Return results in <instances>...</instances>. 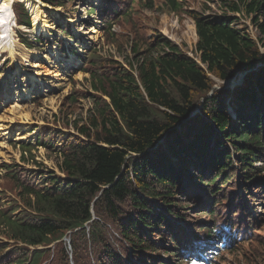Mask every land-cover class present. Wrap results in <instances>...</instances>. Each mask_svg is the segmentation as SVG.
Wrapping results in <instances>:
<instances>
[{
    "label": "trees",
    "instance_id": "trees-1",
    "mask_svg": "<svg viewBox=\"0 0 264 264\" xmlns=\"http://www.w3.org/2000/svg\"><path fill=\"white\" fill-rule=\"evenodd\" d=\"M220 1L221 15L187 12L198 38L194 57L158 34L117 35L105 14L107 40L123 61L92 50L88 114L71 122L73 133H39L37 145L59 151L63 176L43 173L40 165L20 178L4 166L24 206L12 203L9 213L0 208L4 234L28 247L68 237L70 252L62 248L59 264H186V256L204 250L222 246L234 253L240 241L264 243L255 234L264 210H251L264 198V0ZM165 2L174 12L181 8L176 0ZM15 5L22 9L16 3L14 11ZM227 13L252 15L259 37L242 33ZM15 14L19 25L30 27L26 12ZM19 39L34 45L22 33ZM244 70L239 84L213 89ZM56 137L63 138L58 145ZM227 190L229 201L217 199ZM225 204L223 215L215 207ZM43 249L34 248L26 260L20 251L1 264H37ZM258 258L264 264V253Z\"/></svg>",
    "mask_w": 264,
    "mask_h": 264
},
{
    "label": "rangeland",
    "instance_id": "rangeland-1",
    "mask_svg": "<svg viewBox=\"0 0 264 264\" xmlns=\"http://www.w3.org/2000/svg\"><path fill=\"white\" fill-rule=\"evenodd\" d=\"M41 2L47 5L45 0H41ZM176 2L181 4L178 12L171 10L165 0H152L153 5L150 8L146 5L147 2L142 1L63 0V4L59 7L60 12L57 14L46 13L48 24L52 27L48 31L52 37L51 41L43 32L33 31L29 9L20 3L22 9L19 10V7L15 5V11L18 12L19 17H24L22 13L26 12L31 24L30 28L24 25L14 27L15 37L19 38L20 33H23L27 35L28 39L37 38L34 40L33 48H27L36 50L39 55L33 59L32 56L26 55V49L19 47L13 58L9 53L0 58V208L9 213L12 207L7 208L8 205L15 203L14 207H19V210L24 209L17 195L14 180L10 176L12 172L5 171V165H12L17 171L15 175L20 178H27L29 171L36 170L40 165L42 168L39 169H43V173L54 172L55 175L62 176L56 166L59 160V151L56 148L48 149L37 145L36 139L41 131L45 133L50 129H56L65 134L73 133L75 130L71 122L76 119L75 117H86L88 114L92 102L90 97L84 96V94L93 93L89 86L87 64L88 56L92 50H95L97 54L112 55L114 59L123 61L116 43L107 40V31L103 26L105 14L112 18L111 29L117 35L127 34L131 37L133 30H137L145 38L158 34L177 45L189 56L198 55L195 51L197 40L194 39L189 28L190 25H194V21L187 12L196 10L205 15H220L224 12V7L220 0H176ZM127 9H131V12H127ZM118 11L119 13H117ZM113 12L115 14H112ZM126 13L129 16L127 20L122 17ZM226 16L235 17L232 19V24L242 33H246L253 40L259 37L257 27L252 22V15L246 17L227 13ZM50 42L53 43V49L50 46L47 48ZM19 43L21 44L20 41ZM24 47L26 48V46ZM71 48L75 49L80 56L74 55L72 53L74 50H70ZM50 49L58 51L60 58L56 59ZM124 54H129L126 45ZM70 55L79 60L80 64L75 65L73 62L64 64L63 59L69 58ZM23 57L27 61H24ZM35 65L38 68L34 67ZM38 65L46 66L49 73L40 74L42 67ZM30 74L35 75L36 81H31ZM223 84V81H216L213 89H219ZM16 100L18 103H15ZM20 107L28 113V117L18 112ZM84 122L85 119H82L79 124ZM53 139L58 145L63 138ZM226 189L225 186L221 190L222 195L225 194ZM228 192L229 190L225 196H217V199H228ZM231 196L229 195V199ZM260 199L263 201L264 198H258L252 205L251 210H255V213H261L264 210L263 202H260ZM182 203L190 202L184 200ZM226 206L227 204L215 207V209L219 208L218 211L224 215L227 213ZM233 211L229 215H233ZM194 215L196 221L205 219L203 215ZM233 220L239 222L236 217ZM262 223L261 220L257 221L255 234L257 240L264 242ZM237 229L242 232V228ZM64 238L52 241L44 247H36L45 250L37 264H59L62 248L68 246ZM237 247L239 250L236 252L231 253L229 250L223 255V264H256L259 259L258 255L264 253V243L259 244L256 240L252 242L240 241ZM32 250L33 247L24 246L10 239L3 233V226L0 225V264L4 260L14 258L20 251L24 253L21 259L26 260L30 257ZM210 261L208 259L205 264H210Z\"/></svg>",
    "mask_w": 264,
    "mask_h": 264
},
{
    "label": "bare ground",
    "instance_id": "bare-ground-1",
    "mask_svg": "<svg viewBox=\"0 0 264 264\" xmlns=\"http://www.w3.org/2000/svg\"><path fill=\"white\" fill-rule=\"evenodd\" d=\"M19 2L23 3L30 11L31 22H32L31 28L33 29V31H35L36 33L40 32V31L43 32V34L47 37V39L49 41H51L52 37L48 31L52 27L48 24V21L46 18V13L49 12L52 14H57L58 12H60L59 11L60 8L59 7H53V6L50 7L46 4H43L41 2V0H0V51L7 50L9 55L13 58V56L16 53V49L19 47H23L24 49L27 50V51H25L26 55L32 56L34 59L35 56L39 55L37 53V51L28 49L27 47L25 48L22 44H20L19 41L14 36L15 32L10 27L13 24V22L15 21V15L13 13V5L15 3H19ZM189 28L191 29V31L194 35V39L198 40L196 31H195V26L190 25ZM49 46L52 47V49H53V43L50 42V44L47 46V48ZM52 49H50V52L53 53V55H55L56 59L60 58L58 51H56V50L52 51ZM23 60L27 61L24 57H23ZM63 62H64V64H69L71 62H73V64H75V65L80 64V61L77 60L76 58H74L72 55H70L69 58H64ZM31 65H32V63H31ZM36 66L37 65H35L34 67H36ZM39 67H42V66H39ZM36 68H38V67H36ZM41 71L42 72H40V74H48L49 73V69H47L46 66H43ZM58 72H59V70H58ZM37 74H38V72H37ZM56 76H58V74H56ZM30 77H31V81H36L35 75L30 74ZM15 103H18L17 100ZM15 108H16V106H15ZM16 110H17V108H16ZM18 112L20 114L24 115L25 117H28V113L25 112L21 107H20V109H18Z\"/></svg>",
    "mask_w": 264,
    "mask_h": 264
},
{
    "label": "water",
    "instance_id": "water-1",
    "mask_svg": "<svg viewBox=\"0 0 264 264\" xmlns=\"http://www.w3.org/2000/svg\"><path fill=\"white\" fill-rule=\"evenodd\" d=\"M249 70H244L242 72H239L237 73L236 75H234L233 77L231 78H228L226 80L223 81L225 87H234L235 85L239 84L242 79H243V76L248 72Z\"/></svg>",
    "mask_w": 264,
    "mask_h": 264
}]
</instances>
